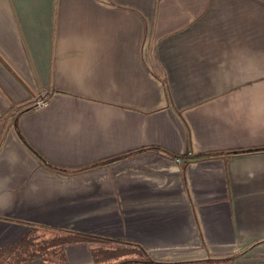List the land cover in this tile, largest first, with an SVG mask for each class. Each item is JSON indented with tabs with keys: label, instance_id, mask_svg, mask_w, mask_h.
Here are the masks:
<instances>
[{
	"label": "crops",
	"instance_id": "obj_1",
	"mask_svg": "<svg viewBox=\"0 0 264 264\" xmlns=\"http://www.w3.org/2000/svg\"><path fill=\"white\" fill-rule=\"evenodd\" d=\"M1 257L264 264V0H0Z\"/></svg>",
	"mask_w": 264,
	"mask_h": 264
},
{
	"label": "trees",
	"instance_id": "obj_2",
	"mask_svg": "<svg viewBox=\"0 0 264 264\" xmlns=\"http://www.w3.org/2000/svg\"><path fill=\"white\" fill-rule=\"evenodd\" d=\"M236 153H244V152H236ZM77 241H79L78 239H67V240H64V241H62L61 243H59L60 245H63V244H66V243H69V242H77ZM59 254H60V252H59ZM59 256V258H60V260H62L63 261V258H62V255H58ZM94 258H96L98 261H99V254H94ZM131 262V261H130ZM130 262H124V263H122V264H129ZM145 263H150L149 261H145Z\"/></svg>",
	"mask_w": 264,
	"mask_h": 264
},
{
	"label": "built area",
	"instance_id": "obj_3",
	"mask_svg": "<svg viewBox=\"0 0 264 264\" xmlns=\"http://www.w3.org/2000/svg\"><path fill=\"white\" fill-rule=\"evenodd\" d=\"M47 103V100L44 99V97H38L36 100H34L32 104V108L35 110L43 108Z\"/></svg>",
	"mask_w": 264,
	"mask_h": 264
},
{
	"label": "rangeland",
	"instance_id": "obj_4",
	"mask_svg": "<svg viewBox=\"0 0 264 264\" xmlns=\"http://www.w3.org/2000/svg\"><path fill=\"white\" fill-rule=\"evenodd\" d=\"M52 234H53V233H52ZM46 240H49V241L51 240L50 235H49V238L45 239V241H46ZM99 258H100V257H99ZM0 260H1V261H0V264H3V261L5 262V258H4V257H1ZM2 260H3V261H2Z\"/></svg>",
	"mask_w": 264,
	"mask_h": 264
}]
</instances>
